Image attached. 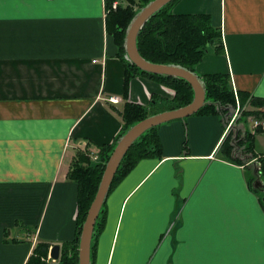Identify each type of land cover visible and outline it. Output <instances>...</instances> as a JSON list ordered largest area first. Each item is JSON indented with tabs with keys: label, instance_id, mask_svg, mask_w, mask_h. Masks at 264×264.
Masks as SVG:
<instances>
[{
	"label": "crops",
	"instance_id": "0c3cea01",
	"mask_svg": "<svg viewBox=\"0 0 264 264\" xmlns=\"http://www.w3.org/2000/svg\"><path fill=\"white\" fill-rule=\"evenodd\" d=\"M106 1L0 4V264H26L38 242L73 239L77 185L68 158L86 151L98 160L123 131L126 102L149 106L156 93L160 107L175 95L144 75L126 89L128 60L107 33ZM172 10L210 15L223 49L195 70L229 74L236 95L250 98L235 129L221 111L159 125L162 157L143 158L109 192L92 264H264V201L252 181L264 128L250 120L264 119V105L250 104L264 100V0H177ZM244 131L252 150L237 144Z\"/></svg>",
	"mask_w": 264,
	"mask_h": 264
},
{
	"label": "trees",
	"instance_id": "16d2710c",
	"mask_svg": "<svg viewBox=\"0 0 264 264\" xmlns=\"http://www.w3.org/2000/svg\"><path fill=\"white\" fill-rule=\"evenodd\" d=\"M152 0H127L115 9L112 8L114 0H107L106 29L109 36L113 38L119 48V56L125 60L126 55V33L127 29L139 9L143 8ZM177 0L166 4L155 12L141 28L137 45L140 53L149 61L164 64H176L195 71L203 57L211 51L223 49L221 30L212 24L209 14L206 13H174L172 6ZM127 60V59H126ZM136 75L146 76L158 84H162L175 91L172 97L165 99L164 105L157 107L158 95L152 94L151 104L144 106L135 102H126L122 111L124 126L123 131L117 140L111 145H103L98 153V160H93L86 151H79L74 158L69 171V178L77 185V206L78 214L76 220V234L71 240L62 243L61 257L58 261L49 258L51 245L46 242H38L26 264H78V248L81 234V227L86 219L87 212L93 202L100 185L106 163L115 148L117 141L127 130L146 118L147 116L190 103L194 98V89L186 79L166 74H157L145 71L136 64L129 61L126 64L125 84L126 89L131 77ZM206 88V100L210 103L204 105L197 113H219L222 116L232 113L238 106L244 108L250 96L247 93L238 91L237 95L231 84L230 75L226 73H210L201 76ZM219 103L221 109L218 108ZM253 106H263L264 100L251 98ZM244 116L257 115L261 112L246 110ZM159 126H154L145 131L129 148L124 156L121 165L111 184L110 191L124 178L129 171L143 158L162 157V144L158 134ZM229 137V136H228ZM241 142L246 143V148L252 150L254 146L253 134L245 131L239 133ZM224 141L226 148L232 152L234 146L231 139ZM237 140V139H236ZM236 144V145H237ZM262 176L264 177V157L259 160ZM255 178L253 177L252 181ZM109 191V192H110ZM105 206V203H104ZM105 211V210H104ZM101 219V217L99 218ZM96 224L98 231L103 228V221Z\"/></svg>",
	"mask_w": 264,
	"mask_h": 264
},
{
	"label": "water",
	"instance_id": "95a60500",
	"mask_svg": "<svg viewBox=\"0 0 264 264\" xmlns=\"http://www.w3.org/2000/svg\"><path fill=\"white\" fill-rule=\"evenodd\" d=\"M172 1L173 0H152L143 8L139 9L127 29L125 40V58L127 60L129 59V61L133 62L139 68L145 71L186 79L188 82H190L194 89V98L190 103L181 107L163 110L147 116L146 118L131 126L127 132L117 141V144L106 163L96 196L91 203L86 219L81 227L78 248V264H92V242L96 224L98 219L102 217L104 213V203L106 202L111 184L115 178L119 166L121 165L124 156L132 144L148 129L169 121L189 117L197 113L204 105L210 103L206 100V88L203 79L197 74L196 71H192L176 64H164L149 61L140 53L138 49L137 38L141 28L155 12ZM217 105L218 108L221 109L219 103H217ZM235 112L236 111L234 110L232 113L223 115V120L227 129ZM235 128L236 126L234 123L230 129ZM243 133H245V131ZM249 158L252 159L253 155H250ZM252 165L254 166V168H252V172L255 178L253 180V185L257 190L262 192V199L264 201V177L262 176V171L260 168L261 166L259 162H254ZM50 257L55 261L60 259L61 246L59 244H54L51 247Z\"/></svg>",
	"mask_w": 264,
	"mask_h": 264
},
{
	"label": "built area",
	"instance_id": "2783aa9c",
	"mask_svg": "<svg viewBox=\"0 0 264 264\" xmlns=\"http://www.w3.org/2000/svg\"><path fill=\"white\" fill-rule=\"evenodd\" d=\"M118 0H115L112 4L113 8L117 7V2ZM111 101H118V98L112 96L110 98ZM241 115V108L238 106L237 110L235 112V114L233 115V117L230 120L229 126H228V130L231 128V126L236 122V120L240 117ZM251 126L253 130H257L258 128H264V119L263 118H259V117H252L251 119Z\"/></svg>",
	"mask_w": 264,
	"mask_h": 264
},
{
	"label": "rangeland",
	"instance_id": "374dc122",
	"mask_svg": "<svg viewBox=\"0 0 264 264\" xmlns=\"http://www.w3.org/2000/svg\"><path fill=\"white\" fill-rule=\"evenodd\" d=\"M114 1H115V0H114ZM117 2H118V3H117V7H118V6L120 5V2H126V1L118 0ZM117 7H116V8H117ZM112 8H113V7H112ZM116 8H115V9H116ZM113 9H114V8H113ZM214 54H215V50H214V48H212L211 51H210V53H207L206 56L211 57V56L214 55ZM195 68H196V67H195ZM195 71H196V70H195ZM110 101H111V100H110ZM77 152H78V151H77ZM76 155H77V154H76ZM73 161H74V159H72V158H70V157L68 158L67 165H68V167H70V169H71V165H72ZM70 169H69V171H70ZM67 174H68L67 176H69V172H68ZM68 178H69V177H68ZM69 179H70V178H69ZM70 180H71V179H70ZM36 217L39 218V213H37V216H36ZM22 222H23V221H22V218H21V220H20V222H19V226H20V227H23V226H22V225H23ZM28 226H29L30 229H32L33 231H35V229H36V227H37V226L34 225L33 223H31V224L28 225ZM18 229L21 230V228H19V227H18ZM22 229H23V228H22ZM23 230H25V229H23ZM49 244H50V243H49ZM52 246H53V245H52ZM52 246H51V247H52ZM51 247H50V249H51ZM49 253H50V252H49Z\"/></svg>",
	"mask_w": 264,
	"mask_h": 264
},
{
	"label": "snow or ice",
	"instance_id": "6c2138e0",
	"mask_svg": "<svg viewBox=\"0 0 264 264\" xmlns=\"http://www.w3.org/2000/svg\"><path fill=\"white\" fill-rule=\"evenodd\" d=\"M0 4H2V0H0Z\"/></svg>",
	"mask_w": 264,
	"mask_h": 264
}]
</instances>
